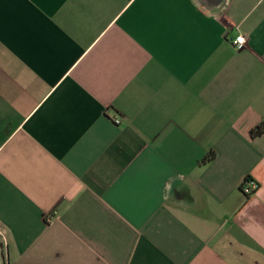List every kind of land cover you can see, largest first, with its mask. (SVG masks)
<instances>
[{"label":"crops","instance_id":"1","mask_svg":"<svg viewBox=\"0 0 264 264\" xmlns=\"http://www.w3.org/2000/svg\"><path fill=\"white\" fill-rule=\"evenodd\" d=\"M0 264H264V0H0Z\"/></svg>","mask_w":264,"mask_h":264},{"label":"built area","instance_id":"2","mask_svg":"<svg viewBox=\"0 0 264 264\" xmlns=\"http://www.w3.org/2000/svg\"><path fill=\"white\" fill-rule=\"evenodd\" d=\"M231 44L235 48H241L245 46L246 38L243 35H237L233 40H231ZM121 120L122 119L120 118H115L114 123L118 125L121 123ZM258 187V184L254 180H246L243 182L241 190L245 196H250L257 191Z\"/></svg>","mask_w":264,"mask_h":264},{"label":"trees","instance_id":"3","mask_svg":"<svg viewBox=\"0 0 264 264\" xmlns=\"http://www.w3.org/2000/svg\"><path fill=\"white\" fill-rule=\"evenodd\" d=\"M260 133H261V131L259 129H256L254 131H251L250 134H251L252 137H255V136L259 135Z\"/></svg>","mask_w":264,"mask_h":264}]
</instances>
